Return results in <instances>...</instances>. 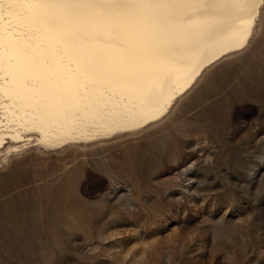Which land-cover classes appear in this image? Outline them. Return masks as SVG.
<instances>
[{
	"label": "rangeland",
	"instance_id": "obj_1",
	"mask_svg": "<svg viewBox=\"0 0 264 264\" xmlns=\"http://www.w3.org/2000/svg\"><path fill=\"white\" fill-rule=\"evenodd\" d=\"M263 19L156 130L0 167V264H264Z\"/></svg>",
	"mask_w": 264,
	"mask_h": 264
},
{
	"label": "bare ground",
	"instance_id": "obj_2",
	"mask_svg": "<svg viewBox=\"0 0 264 264\" xmlns=\"http://www.w3.org/2000/svg\"><path fill=\"white\" fill-rule=\"evenodd\" d=\"M263 15L264 0H0V167L159 127Z\"/></svg>",
	"mask_w": 264,
	"mask_h": 264
}]
</instances>
